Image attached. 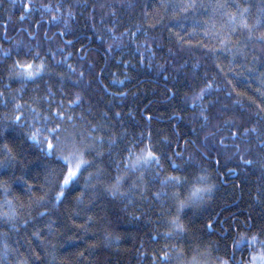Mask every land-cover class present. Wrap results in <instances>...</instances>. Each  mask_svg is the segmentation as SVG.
<instances>
[{
	"label": "snow or ice",
	"instance_id": "obj_1",
	"mask_svg": "<svg viewBox=\"0 0 264 264\" xmlns=\"http://www.w3.org/2000/svg\"><path fill=\"white\" fill-rule=\"evenodd\" d=\"M12 3L15 6L16 0ZM133 9L139 14H129ZM18 12L17 24L11 16L0 19V106L5 109L0 116V168L21 165L25 144L37 147L42 154L37 159L46 163L38 186L17 177L24 182L26 200L0 180V264H56L57 248L51 240L63 226L61 209L71 204L68 219L87 232L97 222L89 213L107 199L122 204L124 211L131 208L130 215L140 212L136 219L149 213L156 217L163 231L157 230L150 239L163 244L152 252V264H264V224L254 233V225L247 221V231L236 224L230 243L224 229L220 231L224 242L204 241L193 234L186 243L192 229L184 220L185 210L209 204L223 178L207 164L214 150L220 158L238 161L237 167H256L259 186L253 199L264 203V0H22ZM83 13L85 24L107 44L106 53L127 49L149 67L157 46L150 33L168 20L183 31L173 33L178 44L205 49L217 58L227 53L228 73L241 69L238 75L259 83L256 97L249 98L242 112L227 104L216 107L219 97L211 99L213 92L225 87L234 91L236 85L226 76L222 85L216 75L206 73L191 97L193 104L201 102L200 111L190 118L199 123L193 130L196 140H186L176 150L166 137L153 143L150 130L130 132L125 114L112 111V99L102 107L100 101L93 102L90 93L95 88L108 91L101 79L104 66L97 72L96 63L81 55L87 52L83 45L68 50L73 45L66 39L71 24ZM119 63L127 66L129 61ZM159 67L167 71L164 65ZM215 67L218 75L225 73L220 64ZM241 95L232 100L235 107H240ZM227 96L232 99L231 93ZM16 130L22 135L19 144L8 139ZM157 144L166 145L171 154ZM215 162L220 164V159ZM81 219L83 223L76 224ZM206 227L214 230L211 218ZM101 230L111 237L107 228ZM243 250L249 257L237 259L236 252Z\"/></svg>",
	"mask_w": 264,
	"mask_h": 264
},
{
	"label": "trees",
	"instance_id": "obj_2",
	"mask_svg": "<svg viewBox=\"0 0 264 264\" xmlns=\"http://www.w3.org/2000/svg\"><path fill=\"white\" fill-rule=\"evenodd\" d=\"M21 2L22 0H16L14 6L12 0H0V19L11 16L13 24H17ZM129 14L138 15L139 9L129 10ZM85 15L87 13L78 15L76 21L71 24V34L66 39H71L73 45L69 46L68 50L74 51L83 45L87 52H82L81 55L87 56L96 63V71L100 72L101 66H104L101 79L108 91L95 88L90 93L93 102L100 101L102 107L112 99V111H122L125 114L124 122L130 132L139 134L142 130L145 133L150 130L153 143L166 137L172 142L171 148L176 150H180L186 140H196L197 134L193 130L199 127V123L190 118L193 117L194 112L200 111L201 102L196 101L193 104L191 97L194 91H199L206 73L209 76L216 75L222 85L225 76L236 85L234 91L225 87L224 91L213 92L211 99L219 97V104L216 107L227 104L230 109L238 113L247 109L250 97H256L259 83L250 80L246 74L238 75L237 73H242L241 69L228 73L227 53L217 58L205 49L196 47L190 50L187 45L178 44L173 33L179 31L183 35V31L168 20L150 33V36L156 39L157 46L154 48L156 56L151 61L152 66L149 67L147 61L140 63L139 56L127 49L123 52L118 50L115 53H106L107 44L96 38L90 24H85ZM128 22L130 21L126 15L125 23ZM153 22L149 21V23ZM165 25L173 31L169 32ZM53 31L56 29L53 28ZM140 39L143 37L141 36ZM204 42L208 43L209 47L214 46L211 41ZM195 43L196 40H193V44ZM145 55L147 56V53ZM106 56H115L116 59H106ZM121 60H128L129 64L125 66L119 63ZM185 61H187L186 66L177 70L178 65L184 64ZM216 64H220L225 69L224 74H217ZM159 65H164L167 71L165 72ZM120 81L123 83L121 84ZM114 92H125L127 95L113 98L109 94ZM227 93H231L232 99L228 98ZM237 93L243 94L238 97L240 107H235L232 103L233 99H237ZM28 95L29 93L24 94L25 99ZM204 103H207V100ZM129 110L131 115L128 114ZM253 111H255L254 106ZM4 112L5 109L0 106V116ZM147 115H151L150 121L145 118ZM21 138L22 135H18V130L10 131L8 134L9 141H15L17 144ZM22 147L26 149L22 164L12 168H0V180L7 181L14 194L26 200L24 182L17 177L23 176L29 183L38 186L43 179V167L46 161L37 159L42 155L37 147H29L28 144ZM157 147L171 154L166 145L157 144ZM217 159H220V164L215 162ZM207 164L214 175L216 172L223 173V178L217 181L214 197L207 206L198 210H185V223H188L192 229L185 242L188 243L193 234L204 241L224 242L220 235L221 229H224L226 231L223 235L230 243L231 237L235 234L236 224L241 226V231H247L246 221L248 225H254L252 232H256L259 226L264 224V203L253 199L259 186L257 182L259 171L255 166L237 167L238 161L220 158L215 150ZM228 169L234 171L230 172ZM37 173L40 174L39 178H36ZM144 207L146 208V205ZM71 208V204H66L61 209L63 214L59 223L63 226L58 228L56 236L51 240L57 248L56 264H152V252L163 244V240L154 242L150 239L155 236L157 230L163 231V228L157 225L156 217L150 213L136 219L135 216H140V212L130 215L132 209L124 211L123 205L119 202H112L110 199L98 201L97 207L89 213L97 218V222L89 231L84 232L76 228L73 221L68 219ZM209 218L212 219L214 230L206 227ZM82 223V219L76 221V224ZM230 225L232 228H229ZM101 227L107 228L111 233L110 238L105 237ZM90 245L94 247H89ZM241 248L246 249L247 245H242ZM81 252L84 253L83 257L80 256ZM239 253L240 251L236 252L237 259L240 258ZM243 256L249 257L247 250H244Z\"/></svg>",
	"mask_w": 264,
	"mask_h": 264
},
{
	"label": "flooded vegetation",
	"instance_id": "obj_3",
	"mask_svg": "<svg viewBox=\"0 0 264 264\" xmlns=\"http://www.w3.org/2000/svg\"><path fill=\"white\" fill-rule=\"evenodd\" d=\"M243 253H244V250L243 251H240V253H239L240 254V257H241V255H243Z\"/></svg>",
	"mask_w": 264,
	"mask_h": 264
}]
</instances>
